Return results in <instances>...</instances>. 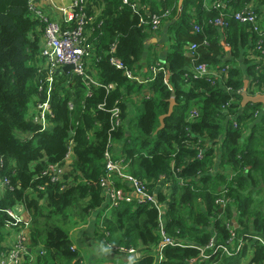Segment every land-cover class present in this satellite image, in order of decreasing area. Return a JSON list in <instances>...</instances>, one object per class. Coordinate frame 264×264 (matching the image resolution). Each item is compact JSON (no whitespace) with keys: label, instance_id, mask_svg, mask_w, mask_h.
I'll return each instance as SVG.
<instances>
[{"label":"trees","instance_id":"16d2710c","mask_svg":"<svg viewBox=\"0 0 264 264\" xmlns=\"http://www.w3.org/2000/svg\"><path fill=\"white\" fill-rule=\"evenodd\" d=\"M131 1L143 8L135 11L122 0H87L85 13L93 17L91 22L85 18L83 26L85 44L92 46L88 72L102 86L89 90L81 76L55 70L49 98L53 117L40 130L29 117V106L46 97V85L38 87L46 75L40 69L37 31L43 25L34 18L29 0H0V180L9 181L0 195V254L10 221L6 209L22 204L30 216L33 255L25 256V264H84L70 230L94 214L100 223L98 242L116 258L112 264H155L161 241L157 210L135 200L111 209L105 205L103 154L109 143H116L115 155L127 163L129 174L155 191L165 233L194 246H165L159 264H191L198 247L212 238L225 243L232 220L236 239L247 240L242 250L234 256L216 251L195 264H239L248 254L251 264H264V244L251 239L264 240V113L255 122L260 104L241 106L239 93L246 77L249 94L264 93V37L233 17L251 6L264 18V0H221L225 5L218 9L205 7L213 0H183L181 8L178 0ZM165 10L163 21L173 34L159 64L146 47L158 32L152 30L151 16ZM204 38L208 45H199L193 55L185 48ZM112 58L134 77L146 76L145 67L157 71L150 82L139 83L113 65ZM195 62L213 69L228 66L225 80L196 75ZM132 95L139 96L135 118L128 111ZM170 98L173 111L160 127L159 116L168 112ZM116 105L119 123L112 128L109 110ZM69 147L72 157L60 180L40 175L49 164H65ZM217 157L220 171L213 173ZM114 178L118 188L128 189ZM222 188L223 208L215 203ZM116 248H133L138 256L123 262L129 255Z\"/></svg>","mask_w":264,"mask_h":264},{"label":"built area","instance_id":"2783aa9c","mask_svg":"<svg viewBox=\"0 0 264 264\" xmlns=\"http://www.w3.org/2000/svg\"><path fill=\"white\" fill-rule=\"evenodd\" d=\"M37 1L38 0H29V9L31 10L34 18H36L43 25V28L40 27L42 32L40 40V58L42 63L40 64V69L41 67L46 69V75L38 87L39 90H41L42 86L46 85V97L42 101L30 104L29 117L34 124L39 126L40 130H44L49 127L50 118L53 117L49 98L51 87L54 82L55 70H62L61 68L64 65L72 64L73 69L71 71L82 77L87 89L90 90L92 86L99 87L102 85L88 72V70H90L89 65L91 61L90 57L92 46H87L85 44V38L83 37V26L86 23L85 18L88 22H91L93 17H88L85 13L87 0H71V11H65L66 18L63 22L53 19L51 14L44 12L43 8L38 5ZM122 2L124 4L130 5L135 11L143 8V5L139 4L137 1L122 0ZM218 8H220L219 2L212 6V9ZM167 14L168 11L165 10L161 14L156 13L151 16L152 30L154 32L160 30L163 23L162 21L167 16ZM233 17L239 22L249 23L251 25L252 31L256 32L260 37H264V25L260 22V17H258V15L252 10L251 6H247L241 11L234 12ZM215 23L220 27L224 26L225 24L222 18H216ZM195 31L198 32L199 27L196 26ZM258 43L259 46H261V38L258 40ZM199 45L207 46L208 41L204 38L202 39L201 43L191 42L186 45L185 48L193 55ZM262 52L264 53V50H262ZM111 63L117 68H124L125 74L130 79L143 84L150 82L153 79V75L157 71L156 68H152V78L150 80H144L145 78H140V76L134 77L131 71L125 68L119 59L112 58ZM227 69L228 66H224L221 69H213L205 63L197 62H195L192 67V71L196 75H210L218 77V79H223L224 76V80ZM108 87L113 88V84H109ZM242 90L239 93H241ZM103 105L104 104L101 103L99 108H103ZM68 106L69 108H72V104L70 102L68 103ZM109 112L114 120L112 127L114 128L119 123L120 109L116 105L112 107ZM191 114L196 116L197 112L193 110ZM69 144L73 145V142L70 140ZM115 147L116 143H109L103 154L106 167V176L101 180V186L110 209L117 207L123 202L129 203L135 200L137 203L149 204L151 207L157 210L159 216V233L161 241L155 252V264H159L163 259L162 251L165 246L194 247L192 245H185L182 241L174 239L165 233L161 219L162 205L159 204L155 191L149 190L146 183L137 180L135 177L129 174L127 171V163L122 157L115 155ZM70 157H72V150L69 147L65 156V164L62 161L49 164L48 167L40 173V175L48 174L51 181L60 180L62 174L68 170L67 164L70 162ZM114 175H117L122 181H124L127 184L128 189H123L121 187L118 188ZM0 183L4 187H9V181L6 178L0 180ZM164 185L167 188L169 183L166 182ZM225 192L226 188H222V195L215 199V203L221 208H223L226 203V198L223 196ZM6 213L10 217V221H8L6 224V229L12 230L18 227L19 232L12 246L0 254V264H23L25 256L29 254L31 249L29 247L30 218H23L19 213H17L15 207L6 209ZM229 228L230 236L225 241V243L216 244V240L212 238L205 246L198 247V258H193L190 263L195 264L198 259L206 260L216 251H221L227 256H234L239 253L247 240L245 239V236H241L240 238L236 239L232 224L231 227L229 226ZM251 239L264 244V240L259 236H252ZM233 244L234 246L230 248V245ZM116 249L119 251H124V253L128 255L138 256L137 250L133 248ZM208 250L209 252L211 251V253H209ZM242 259L245 261L241 260L239 264H251L250 261H246L245 257ZM83 263L86 264L85 261H83Z\"/></svg>","mask_w":264,"mask_h":264},{"label":"crops","instance_id":"0c3cea01","mask_svg":"<svg viewBox=\"0 0 264 264\" xmlns=\"http://www.w3.org/2000/svg\"><path fill=\"white\" fill-rule=\"evenodd\" d=\"M37 3L40 7L43 8L44 12L51 14L53 19L61 22H63L66 18L65 11H71V0H38ZM260 22L264 23V18L262 16H260ZM168 28V23L166 21H163L160 30L157 33L151 34L149 41L147 42V53L151 54V56L154 57V59H156L159 64L164 63V59L172 41L173 33H170ZM37 31L40 32L39 37L41 40V31L40 29H38ZM152 68L154 67H145L142 71H145V74L147 73V75L144 77L140 76V78H145L144 80H150L152 78ZM128 101L133 102V104H130L128 106V111L131 115V118H135L136 114L140 111V106L138 102L139 96L132 95ZM263 113L264 107L260 104L259 113H257L255 122L260 121V118H262ZM117 150L118 147L116 146L114 149V153ZM215 163V166L212 168L213 173H217L218 171H220V168L218 167V157L215 160ZM223 173H228V169L223 170ZM4 191L5 187L0 183V195H2ZM106 204L107 200L105 205ZM14 207L17 213H19L23 218H30L28 211L22 204H17ZM99 226L100 223H97V219L94 214L92 217L87 218L82 224L74 228L72 227V229L70 230V237L73 241V245H75V247L77 246L76 248L81 251L86 264H112V262L116 260L114 254L111 252L110 249H107V251H105V247H102L99 244L97 238ZM18 232V227L12 230L6 229L7 235L3 242L5 251L12 246V244L17 238ZM31 252L32 250L30 249L29 253L31 254ZM250 257V254L245 256L246 261H250ZM125 259L126 261L123 262H128L131 259V256L129 255L128 257H125ZM242 260L245 261L244 259ZM23 264H25V262H23Z\"/></svg>","mask_w":264,"mask_h":264},{"label":"water","instance_id":"95a60500","mask_svg":"<svg viewBox=\"0 0 264 264\" xmlns=\"http://www.w3.org/2000/svg\"><path fill=\"white\" fill-rule=\"evenodd\" d=\"M182 2H183V0H178V8H181ZM61 69L64 71H71L73 69V65L72 64H66ZM247 87H248V78L246 77L244 79L243 90L241 92L240 105L245 106L248 103H259L264 107V93H258V94L251 95L247 92ZM173 104H174V100H173V98H170V105L168 108V112L159 116L160 127H162V125H163V118L172 113ZM231 224H232V226H234V228L237 227L235 220H232Z\"/></svg>","mask_w":264,"mask_h":264},{"label":"rangeland","instance_id":"374dc122","mask_svg":"<svg viewBox=\"0 0 264 264\" xmlns=\"http://www.w3.org/2000/svg\"><path fill=\"white\" fill-rule=\"evenodd\" d=\"M217 2H219V4H220V7H222L223 5H225V2H222L221 0H213V1H211V2H207L206 3V5H205V7L206 8H212V6L215 4V3H217ZM252 10L254 11V9L252 8ZM238 11H241V10H238ZM235 12H237V11H235ZM138 114H139V112H138ZM137 114V115H138ZM222 141H220L218 144H217V146H215V149H216V155H219L220 154V152H221V146H222V144L223 143H221ZM215 166V162H214V165L212 166V168Z\"/></svg>","mask_w":264,"mask_h":264},{"label":"clouds","instance_id":"9594fccd","mask_svg":"<svg viewBox=\"0 0 264 264\" xmlns=\"http://www.w3.org/2000/svg\"><path fill=\"white\" fill-rule=\"evenodd\" d=\"M105 251H107V249H105Z\"/></svg>","mask_w":264,"mask_h":264}]
</instances>
